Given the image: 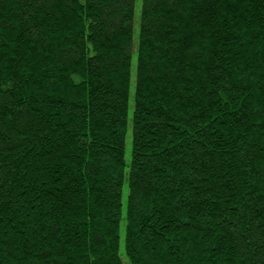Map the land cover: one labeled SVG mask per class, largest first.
Returning a JSON list of instances; mask_svg holds the SVG:
<instances>
[{
    "label": "trees",
    "instance_id": "1",
    "mask_svg": "<svg viewBox=\"0 0 264 264\" xmlns=\"http://www.w3.org/2000/svg\"><path fill=\"white\" fill-rule=\"evenodd\" d=\"M135 3L0 0V264H264V0Z\"/></svg>",
    "mask_w": 264,
    "mask_h": 264
},
{
    "label": "rangeland",
    "instance_id": "2",
    "mask_svg": "<svg viewBox=\"0 0 264 264\" xmlns=\"http://www.w3.org/2000/svg\"><path fill=\"white\" fill-rule=\"evenodd\" d=\"M139 10H140V0H136L135 3V21H134V27L136 29L137 27V21H138V15H139ZM134 74H135V54H133L132 58V71H131V93H130V99H129V107H128V117L129 120L131 118L132 114V92H133V86H134ZM130 151H131V136H130V131L128 130L126 138H125V163L128 164L130 160ZM127 193V188L126 185L123 187V199H125ZM123 230H121V235H120V243H119V252H120V257L124 261V250H123Z\"/></svg>",
    "mask_w": 264,
    "mask_h": 264
}]
</instances>
